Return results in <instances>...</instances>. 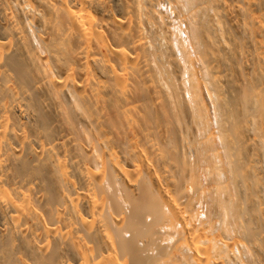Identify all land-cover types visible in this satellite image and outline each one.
I'll return each instance as SVG.
<instances>
[{"label": "bare ground", "instance_id": "1", "mask_svg": "<svg viewBox=\"0 0 264 264\" xmlns=\"http://www.w3.org/2000/svg\"><path fill=\"white\" fill-rule=\"evenodd\" d=\"M0 264H264V0H0Z\"/></svg>", "mask_w": 264, "mask_h": 264}, {"label": "rangeland", "instance_id": "2", "mask_svg": "<svg viewBox=\"0 0 264 264\" xmlns=\"http://www.w3.org/2000/svg\"><path fill=\"white\" fill-rule=\"evenodd\" d=\"M162 6V7H161ZM158 9H160L162 12H163V14L167 17V19H169L168 21H170V22H172L173 21V19H174V14H171V11L169 10L170 9V7L169 6H167V4H165L164 6L163 5H161ZM168 8V9H167ZM168 11V12H167ZM182 28L184 29L185 28V25H183L182 26ZM201 210V209H200ZM197 225H195V227H196ZM190 227V229L192 228L193 230L194 229H196V228H194L192 225H190L189 226ZM179 228V227H178ZM191 229V230H192ZM196 231V230H195ZM195 231H192V232H195ZM166 243V242H165ZM170 245H171V243H170Z\"/></svg>", "mask_w": 264, "mask_h": 264}]
</instances>
